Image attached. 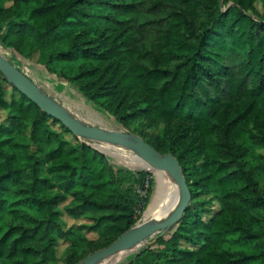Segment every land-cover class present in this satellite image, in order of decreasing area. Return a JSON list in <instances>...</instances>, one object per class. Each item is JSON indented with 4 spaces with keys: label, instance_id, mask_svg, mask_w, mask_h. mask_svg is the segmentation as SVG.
I'll list each match as a JSON object with an SVG mask.
<instances>
[{
    "label": "trees",
    "instance_id": "obj_1",
    "mask_svg": "<svg viewBox=\"0 0 264 264\" xmlns=\"http://www.w3.org/2000/svg\"><path fill=\"white\" fill-rule=\"evenodd\" d=\"M0 50L37 55L144 140L174 135L145 141L177 158L191 200L123 264H264V0H0ZM0 110V264H79L135 225L150 172L114 165L1 72ZM232 234L259 251L226 249Z\"/></svg>",
    "mask_w": 264,
    "mask_h": 264
},
{
    "label": "water",
    "instance_id": "obj_2",
    "mask_svg": "<svg viewBox=\"0 0 264 264\" xmlns=\"http://www.w3.org/2000/svg\"><path fill=\"white\" fill-rule=\"evenodd\" d=\"M0 72L9 84L16 87L19 92L29 98L51 118L59 121L74 136L83 138L87 142L92 141L127 150L144 162L147 168L141 167L142 169L150 171L149 168H152L167 172L178 189L177 204L166 218L157 223L143 222L135 224L120 234L107 247L87 254L79 264H97V261L105 256L130 249L136 244L147 241L155 234H164L172 225L178 222L188 207L191 194L179 161L171 152L160 153L139 135L132 132L104 130L97 126L84 124L58 102L46 95L26 73L5 58L1 52ZM97 150L103 153L101 150Z\"/></svg>",
    "mask_w": 264,
    "mask_h": 264
},
{
    "label": "rangeland",
    "instance_id": "obj_3",
    "mask_svg": "<svg viewBox=\"0 0 264 264\" xmlns=\"http://www.w3.org/2000/svg\"><path fill=\"white\" fill-rule=\"evenodd\" d=\"M256 7L258 10L261 9L260 3H256ZM1 54L7 58L9 61H11L14 65H16L20 70H22L26 75L31 78L41 89L42 91L51 97L53 100L58 102L62 107L67 109L70 113H72L75 117H77L80 121H82L86 125H92L100 127L104 130H110V131H125V132H131L133 130V125L127 126L124 125L115 115L110 113L103 104L100 102H91L86 100L71 84L68 83V81L64 79L57 78L55 75L48 74L42 65L37 62L36 56L33 55L31 59L24 60L21 59L17 54L11 52V51H1ZM65 70L67 73H71L73 71L74 65L73 64H65L64 65ZM11 87L6 86L5 87V94L6 99L9 100V93H10ZM5 112L3 110H0V122L4 120ZM56 129H58L57 125L54 126ZM163 125H159L156 129H149L147 131V135H145V140L150 139H157L158 135L163 132ZM133 133V132H132ZM163 135L167 137V139L170 140V137H173L170 135L166 136L165 132H163ZM74 136V135H73ZM72 135L68 133H63V137L67 139L70 142H74V138ZM90 145L94 147L95 149H99L105 154L111 162L119 167H125L130 169H142L140 167H133V160L132 158L136 159L133 154L128 152L127 150H122L123 153H120L119 150H117V147L108 146L106 144L96 143V142H90ZM260 151H263L260 150ZM134 157H132V156ZM132 158H130V157ZM145 170V169H142ZM158 170V169H156ZM148 171V170H145ZM161 172L155 173L154 171L150 170L151 179H152V187H151V195L149 202L152 199V196L154 192L157 190V193L160 197L159 201L166 196L167 189L161 184L160 179H163L167 182L170 181L172 183L171 177L169 174L165 171L158 170ZM157 174V175H156ZM191 200V199H190ZM206 197L204 195H197L192 199L194 203H197L199 201H205ZM149 204L147 205L146 209L143 211V213L140 215L138 220L135 224H141L143 222H150V223H157L162 221L164 218L168 216L165 215L161 219H151L150 217L145 216V211L148 210ZM209 206L211 209L215 210L217 208V203L215 201H212ZM63 219L65 220L67 225L75 224L76 221L67 218L65 215H63ZM87 236L90 239H95L96 234L88 233ZM154 235L151 237L153 238ZM238 235L232 234L226 237V242L224 243V247L230 251H236V250H244L248 253H256L259 251L258 248V240L249 241V242H241L237 240ZM151 238L147 239V241H143L139 244L137 249L132 253H125L123 258L118 264H123L128 259L132 258L133 255L139 251ZM260 240V239H259ZM66 246V242L59 241L57 246V256L59 258L63 257L64 255V248ZM129 249L121 251V252H127ZM255 262L254 264H256ZM47 264H64L60 260L53 263H47Z\"/></svg>",
    "mask_w": 264,
    "mask_h": 264
},
{
    "label": "bare ground",
    "instance_id": "obj_4",
    "mask_svg": "<svg viewBox=\"0 0 264 264\" xmlns=\"http://www.w3.org/2000/svg\"><path fill=\"white\" fill-rule=\"evenodd\" d=\"M117 150H119L120 153H123L121 149H117ZM132 160L134 162L133 167L147 168L144 162L140 161L139 159L132 158ZM149 169L154 171L155 173L161 172L156 169H152V168H149ZM160 182L167 189V194L165 197H163L159 201L160 197L157 193V190L154 192L152 199L149 202L150 204H149L148 210L145 211V216L150 217L151 219H161L165 215L169 214L173 210V208L176 206L177 200H178V189L176 185L174 184V182L172 181V183H170V181L167 182L163 179H160ZM138 246L139 244L132 246L127 252H117V253L105 256L101 258L100 260H98L97 264H118L123 258V256L125 255V253L134 252Z\"/></svg>",
    "mask_w": 264,
    "mask_h": 264
}]
</instances>
